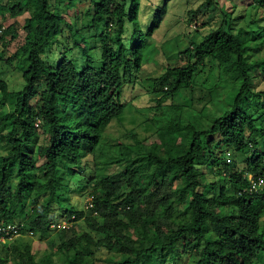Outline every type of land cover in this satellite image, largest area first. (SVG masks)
Masks as SVG:
<instances>
[{"label":"trees","instance_id":"trees-1","mask_svg":"<svg viewBox=\"0 0 264 264\" xmlns=\"http://www.w3.org/2000/svg\"><path fill=\"white\" fill-rule=\"evenodd\" d=\"M65 1L0 2L2 16L26 15L22 44L13 55L0 52V103L15 99L12 110L0 111V139L9 146L0 152V219L22 222L23 232L48 234L65 199L64 170L87 179L91 201L85 210L66 207L72 224L53 235L58 259L48 264H89L101 248L118 253L110 259L116 264H179L186 257L184 264H261L264 185L251 190L249 175L264 180V89L253 73L264 72V57L253 60L248 52L264 50V0H239L246 6L237 12V2L226 7L219 0L189 10L190 18L205 15L203 25L217 14L222 20L200 41L189 35L180 51L183 65L155 77L139 73L152 58L149 37L165 5L144 31L141 0H90L85 11L78 0ZM70 8L75 15L67 18ZM65 28L86 66L57 49ZM7 33L19 36L15 23L3 29L0 42ZM14 59L22 73L18 90L2 78L3 63ZM206 75L216 78L209 86ZM144 80L152 81L156 103L143 107L147 120L170 138L147 144L132 133V142L112 140L109 126L131 103L124 87ZM227 82L233 87L228 95ZM198 85L209 96L200 97V108ZM257 102L261 109L250 110ZM39 126L45 141L34 146ZM110 140L118 151H103ZM114 164L118 169L111 170ZM25 250H16L11 261L0 256V264H41L29 245Z\"/></svg>","mask_w":264,"mask_h":264},{"label":"rangeland","instance_id":"rangeland-1","mask_svg":"<svg viewBox=\"0 0 264 264\" xmlns=\"http://www.w3.org/2000/svg\"><path fill=\"white\" fill-rule=\"evenodd\" d=\"M7 1L11 0H0L1 3H7ZM55 3H64L65 0H52ZM78 0L79 9L85 11L88 8V4L90 0ZM205 0H141L140 12H139V21L141 22L144 31H147L149 27L153 24L155 13L158 11L159 7L165 5L166 11L161 18V22L159 26L153 31L150 38V42L154 45L153 52L151 53V60L148 63H144L140 76L141 77H155L162 74L166 69L170 66L174 65H183V60L181 58V50H183L190 41V36L195 41H200L205 34L210 31V28L217 27L221 22V15L217 14L213 20L208 25H203V20L205 15L197 14V16H191L188 13L189 10H196ZM237 2L238 8H236V12L239 8L246 6L245 4L240 3L239 0H219L220 4H224L226 7H230L231 2ZM58 9L62 10L65 8L62 5L57 6ZM249 12V11H248ZM68 17L74 14V9L70 8L67 11ZM75 15V14H74ZM26 15L20 16L16 19L12 18L9 13H6L5 16L0 14V23L2 26L7 27L12 23H15V27L19 32V36L13 38V33L6 34V42H0V52L4 50L6 52V56L13 55L17 48L23 42V30L22 23L24 22ZM249 19V14L247 15V20ZM243 22V21H242ZM20 29V30H19ZM86 31V30H85ZM82 31V32H85ZM87 36L95 35L94 31H86ZM68 29L65 28L62 35H60V40L62 45H60L58 50H68L70 54L74 56L76 61L82 66L87 65L86 59L83 57V50L78 47H75V43L73 39H70L68 36ZM81 45H85L84 42L80 41ZM55 48V47H53ZM69 48V49H68ZM91 54L95 55L99 53V50H93L92 48ZM249 54L253 56V60H259L264 57V50H261L260 53H256V55L249 51ZM96 54V55H97ZM254 75L258 76V80L256 82V87L259 89H264V72L262 71H254ZM2 78L5 79L12 89L18 90L22 88V73L16 67V59H14L11 64L3 63L2 65ZM206 84L209 86L216 80L212 75H206ZM200 83V82H199ZM153 83L149 80L140 81L137 84L127 83L124 87L123 97L126 100H130V105H127L125 112L122 117L118 120H114L108 128V134L112 140L118 141L116 139H120L124 142H132L131 138L132 133L138 134L140 138L147 139L146 143L150 144L151 141H156L157 143H163L170 136L158 135L156 132V128H152L150 123L148 122V118L150 113H146L143 107L155 105L156 103L152 100L153 97ZM228 92H231L233 89L232 83H226L224 88ZM189 94V92H187ZM195 96L194 102L195 105L200 108L204 99L200 98L202 95H206L200 91V85L195 88ZM208 98V94L206 95ZM224 97V96H223ZM2 99L0 98V101ZM15 99H7L5 102L0 103V111L1 110H12L14 106ZM177 102L183 101L182 97L176 98ZM228 101V99L226 100ZM166 103H170L168 100ZM250 110L261 109V102L254 103L250 105ZM142 107V110L140 109ZM44 128L38 127V136L35 137V145L37 146L39 143L45 141ZM259 137H255L254 139H258ZM258 141H260L258 139ZM114 141L110 140V144ZM113 146V147H112ZM104 146L103 151H109L115 149L118 151L117 146L112 144ZM8 143L5 138L0 139V152H4L8 149ZM261 149H264V146H261ZM116 151V152H117ZM228 160H233V153L228 154ZM89 158V157H88ZM241 165V164H240ZM78 167H75L77 169ZM118 169V165L114 164L111 167V170ZM63 176H61L62 182L65 184L60 188V191L65 193V199L59 206V209L55 211V220L49 229V233L41 236L39 233H31V231H25L22 235L16 237L12 241L0 242V256L3 258L12 260L14 254L17 251H21L23 253L26 252L25 246L29 245L31 247V251L35 255V258L41 264H48L51 261H56L58 256L56 253L57 247V239L53 240V235L58 230V223H63L65 219H67V206H72L75 210H81L87 208V203L89 200V194L92 192V188L90 186H86L85 182L87 179H84L80 175L71 176L63 170ZM210 178L212 176H209ZM253 176L250 174L249 179ZM67 183L70 184V188H68ZM225 187H227L228 192H233L234 187L225 183ZM219 188V186H218ZM58 208V206L56 207ZM264 222V219H263ZM57 223V224H56ZM72 224V222H69ZM79 225L86 227V223L83 220H80ZM118 256L116 251L107 250L105 248H101L98 250L95 255V260L89 264H116L114 261H110L111 258H115ZM183 261L179 264H184V262H188L187 257L182 259ZM261 264H264V258H261ZM172 264V263H169Z\"/></svg>","mask_w":264,"mask_h":264},{"label":"built area","instance_id":"built-area-1","mask_svg":"<svg viewBox=\"0 0 264 264\" xmlns=\"http://www.w3.org/2000/svg\"><path fill=\"white\" fill-rule=\"evenodd\" d=\"M4 27L0 28V33L3 31ZM41 121H37V125H39ZM251 183V190H258L261 189L264 185V180L262 178L255 179L254 177L250 178ZM91 201V198H89ZM70 221L68 219H65L62 223H56L58 226V229L66 228L71 225L69 223ZM23 223L19 222L17 220H6V219H0V242H6V241H12L16 237L23 234ZM31 233H33L31 231Z\"/></svg>","mask_w":264,"mask_h":264}]
</instances>
